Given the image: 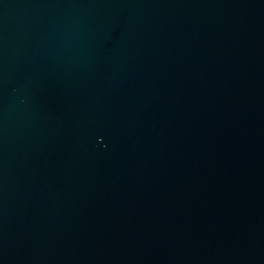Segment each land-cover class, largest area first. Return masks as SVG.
<instances>
[{
    "label": "water",
    "instance_id": "obj_1",
    "mask_svg": "<svg viewBox=\"0 0 264 264\" xmlns=\"http://www.w3.org/2000/svg\"><path fill=\"white\" fill-rule=\"evenodd\" d=\"M0 264H264V0H0Z\"/></svg>",
    "mask_w": 264,
    "mask_h": 264
}]
</instances>
